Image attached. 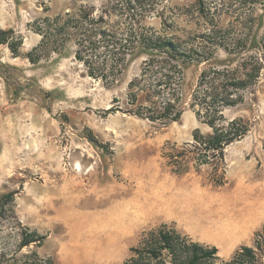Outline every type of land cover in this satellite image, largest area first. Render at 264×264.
Returning <instances> with one entry per match:
<instances>
[{
    "label": "rangeland",
    "instance_id": "rangeland-1",
    "mask_svg": "<svg viewBox=\"0 0 264 264\" xmlns=\"http://www.w3.org/2000/svg\"><path fill=\"white\" fill-rule=\"evenodd\" d=\"M106 1L0 0V27H11L23 37L17 56L0 46V193L16 191L17 218L46 234L42 245L23 247L21 252L35 249L55 264H121L144 230L167 223L194 240L215 245L218 255L228 258L233 253L226 256L225 249L251 245L264 221L242 231L236 243L220 244L176 220L152 215L127 222L124 235L118 216L136 204L142 191L153 190L158 183L189 196L201 213L233 206L236 196H249L254 187L264 188V71L245 91L242 104L223 111L226 117H243L249 130L224 148L222 160L196 169L195 149L185 144L193 142L195 128L210 131L188 105L201 69L234 65L241 55L258 53V48L249 47L241 54L218 49L210 61L189 65L178 120L161 123L123 111L106 115L104 109L115 104L114 97L122 109L128 107L127 82L139 72L142 57L134 59L113 85L86 74L82 63L74 59L72 42L62 53H52L37 63L26 57L40 39L31 26L35 18L72 13L89 5L98 12ZM155 1V10L145 22L181 39L207 33L214 25L229 30L230 35L246 34L248 45L251 37L260 40L264 34V0L246 8L241 6L243 0H226L215 11L209 0L203 5L198 0ZM89 130L96 142L88 138ZM173 143L186 148L185 173L173 172L163 156ZM219 177L221 184L216 183ZM262 210L250 207V219L261 216ZM101 213L111 222L104 242L98 240Z\"/></svg>",
    "mask_w": 264,
    "mask_h": 264
},
{
    "label": "trees",
    "instance_id": "trees-1",
    "mask_svg": "<svg viewBox=\"0 0 264 264\" xmlns=\"http://www.w3.org/2000/svg\"><path fill=\"white\" fill-rule=\"evenodd\" d=\"M205 0H198L203 5ZM214 6L226 0H209ZM257 0H243L241 6L253 7ZM155 0H107L98 12L95 6H80L75 12L45 14L35 18L32 30L39 41L26 52L31 63L52 53H62L68 42L74 45V59L82 63L88 76L106 85L118 83L128 65L142 57L139 72L127 82L128 107L122 109L114 97L104 114L123 111L150 121L167 123L178 120L183 112L185 70L191 64L208 62L218 49L228 54H241L249 47L257 52L241 55L234 65H210L199 72L191 90L189 107L210 131L195 128L192 134L196 169L223 159L224 148L241 139L249 123L241 116L226 117V108L240 105L245 91L254 85L264 71V34L260 40L246 34L230 35L229 30L215 25L207 33L179 38L158 30L145 22L155 10ZM211 6V5H210ZM203 10V8L201 7ZM162 24L165 19L161 18ZM22 35L13 28L0 27V46L5 45L17 56ZM88 138L96 142L91 130ZM186 148L176 144L166 147L163 156L177 174L184 167ZM216 183L221 184L222 178ZM14 190L0 193V264H55L50 256H40L35 249L21 252L23 247L40 246L46 234L23 224L14 210ZM130 255L121 264H264V225L254 233L251 245L238 246L228 258L218 255L215 245L194 240L174 226L160 223L141 234Z\"/></svg>",
    "mask_w": 264,
    "mask_h": 264
},
{
    "label": "bare ground",
    "instance_id": "bare-ground-1",
    "mask_svg": "<svg viewBox=\"0 0 264 264\" xmlns=\"http://www.w3.org/2000/svg\"><path fill=\"white\" fill-rule=\"evenodd\" d=\"M152 189L153 190L142 191L136 198V204H130L131 206L123 212V215L118 216V220L121 222V227H123V229L125 228L123 231L124 235L128 233V226H126L127 222H134L135 219L140 218L143 215H147L145 218L155 215L159 218L170 217L178 219L181 223H184V225L194 228L203 235H207L214 241L222 244L224 241L232 243L236 237V240H238V236L236 235L242 232L244 227L250 228L264 221L263 187H254L253 191L249 192L252 193L249 196H236L233 206L222 207L216 211L211 209L205 213H201L198 206L195 207L192 205L194 202L188 198L189 196H184V194L180 192L174 191L170 188L168 189L167 184L165 183H158ZM125 203H127V201ZM253 205L263 209L262 215L255 218V220L250 219L249 212V208ZM95 207H97V205H95ZM129 211L134 212L133 214L135 215H132ZM99 215H101L98 219L100 220V225L102 227L100 228V233L102 235L98 240L104 242L108 236L107 230H110L109 227L111 222L110 218L106 219L102 213ZM93 243L94 242L90 239V246Z\"/></svg>",
    "mask_w": 264,
    "mask_h": 264
},
{
    "label": "crops",
    "instance_id": "crops-1",
    "mask_svg": "<svg viewBox=\"0 0 264 264\" xmlns=\"http://www.w3.org/2000/svg\"><path fill=\"white\" fill-rule=\"evenodd\" d=\"M153 216H155V215H153ZM157 217V216H156ZM164 218H166V219H173V220H176V221H178L179 223H181L178 219H174V218H170V217H164ZM182 225H184V223H181ZM185 227H188V226H186V225H184ZM240 226H244V225H240ZM247 229H249V228H243V231L244 230H247ZM242 233L240 232V233H238L236 236H238V238H239V236L241 235ZM237 239V237L235 238V240L231 243V244H234V243H236L238 240H236ZM225 252H226V256H229L230 254H232L233 252H234V247H233V245H231V246H228L226 249H225Z\"/></svg>",
    "mask_w": 264,
    "mask_h": 264
}]
</instances>
